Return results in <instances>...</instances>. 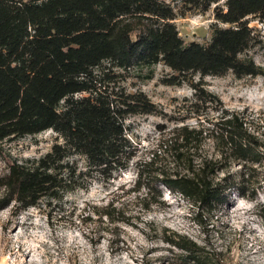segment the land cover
Returning <instances> with one entry per match:
<instances>
[{
  "label": "trees",
  "instance_id": "trees-1",
  "mask_svg": "<svg viewBox=\"0 0 264 264\" xmlns=\"http://www.w3.org/2000/svg\"><path fill=\"white\" fill-rule=\"evenodd\" d=\"M180 1L183 8L165 0H0V150L8 139L47 129L61 138L0 176V209L59 199L95 178L109 181L131 165L137 172L134 190L162 183L209 210L225 202L228 189L253 197L247 188L252 169L242 168L237 179L227 165L262 161L264 117L197 108L195 123L159 124L157 142L143 157L130 136L132 116L161 113L144 90L126 84L132 77L152 78L153 65L170 68L162 78L166 84L191 83L195 106L219 101L204 87L206 75L264 74L249 53L260 42L249 16L264 19V0ZM213 4L211 37L186 41L174 18ZM208 141L212 152L204 149ZM150 205L143 202L144 208ZM110 206L103 214L123 219ZM170 241L191 261H201L196 242Z\"/></svg>",
  "mask_w": 264,
  "mask_h": 264
},
{
  "label": "rangeland",
  "instance_id": "rangeland-1",
  "mask_svg": "<svg viewBox=\"0 0 264 264\" xmlns=\"http://www.w3.org/2000/svg\"><path fill=\"white\" fill-rule=\"evenodd\" d=\"M165 1L182 7L180 0ZM215 6L177 14L173 21L186 41L205 42L211 37ZM249 24L260 40L249 53L264 68V19L250 15ZM152 68V78L132 77L126 83L132 90H144L161 110L129 119L138 157L155 146L159 124L195 123L197 108L214 114L226 107L264 117V74L206 75L204 87L219 101L195 106L197 95L191 83L166 84L162 78L170 68L163 63ZM57 140H61L57 132L47 129L4 141L0 176L15 161L40 157ZM204 149L214 151L213 142H206ZM245 167L252 169L247 188L253 197L228 189V198L213 210L199 207L162 183L150 191L134 190L137 172L132 165L109 181L95 178L87 188L67 191L59 199L43 198L26 208L13 202L0 209V264H264V158L254 164L233 160L227 165L237 179ZM3 195L0 185V198ZM143 202L151 203L150 207L144 208ZM108 205L110 210L116 207L115 216L123 219L111 221L103 214ZM172 239L196 242L201 261H191Z\"/></svg>",
  "mask_w": 264,
  "mask_h": 264
}]
</instances>
